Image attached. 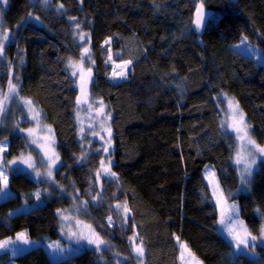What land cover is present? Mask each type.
Here are the masks:
<instances>
[{
    "label": "trees",
    "instance_id": "1",
    "mask_svg": "<svg viewBox=\"0 0 264 264\" xmlns=\"http://www.w3.org/2000/svg\"><path fill=\"white\" fill-rule=\"evenodd\" d=\"M201 3L214 15L206 32L198 35L194 16ZM3 20L14 35L6 47L13 66L10 70L0 62V82L6 86L11 74L22 95L41 109L55 130L62 168L58 186L48 188L52 196L46 203L17 216L11 214L25 201L34 203V192L45 186L25 173L11 177L14 195L0 203V241L23 231L31 239L59 240L58 211L70 206V195L79 189L74 177L83 166L76 123L79 85L68 70L70 60H81L79 27L90 40L94 77L88 88L112 114L119 164L117 182L105 188L96 204L82 190L89 203L87 217L98 235L121 257V264H138L133 236L137 244L143 242V264H178L179 239L204 264H264V248H257L258 259L235 256L221 236L203 176L207 165L215 167L226 195L238 202L242 219L259 235L264 161L242 182L235 164L238 141L223 129L218 97L224 94L238 104L253 139L264 147V65L228 45L246 24L250 43L264 58V0H51L49 5L9 0ZM222 23L228 31L218 28ZM114 63L128 65L126 79H111ZM25 148V139L14 135L10 155ZM94 161L95 154L85 162ZM121 201L131 213L127 229L109 222ZM11 262L114 264V259L91 249L55 263L40 248L16 258L0 255V264Z\"/></svg>",
    "mask_w": 264,
    "mask_h": 264
},
{
    "label": "rangeland",
    "instance_id": "2",
    "mask_svg": "<svg viewBox=\"0 0 264 264\" xmlns=\"http://www.w3.org/2000/svg\"><path fill=\"white\" fill-rule=\"evenodd\" d=\"M8 1L9 0H7V4H3L2 2H0V29H2L4 34H7V36L9 37L8 41H6L4 44V55L3 57H0V62L5 61L7 65L9 64V69L12 70L13 61L11 62L7 58L6 47L13 42L14 35L12 34V32L6 29L3 20V13L6 11ZM40 1L43 5H49L51 0H46V2L45 0ZM218 28L228 31L225 23H222ZM75 32L77 41L83 48L82 54L84 53L85 49H88V55L90 56L91 50L88 34L79 27L75 29ZM81 36L86 37V39H80ZM251 37L252 35L249 28L246 24H243L237 36L230 40L228 42V45L238 53L264 65V58L261 51L250 43ZM71 62L80 64L81 60L72 59L68 63V70L72 77L75 79L76 83H78V81L81 80L80 72L77 69V74H72L74 69L70 66ZM91 62V56L90 60L88 58H85V60L83 61L82 66L84 69L85 78L87 77L88 70H91ZM127 70V64L114 63L115 73L111 76V79L117 81L126 79ZM8 78L9 84L7 82L6 86H4L2 82H0V93H3L5 96L9 97L4 110L0 112V146L4 148V151L0 152V158H2L0 159V163H3V161L12 160H16L17 163L8 164L3 169L4 175L8 177V183L7 187L5 188L3 183L0 182V203L8 200L14 195L11 190L10 182L11 177L17 173H25L28 176L32 177V179H34L36 182L43 183V185L45 186V188H39L34 192V203L25 201L23 207L19 209L18 212H14L11 214L12 216H17L20 213H26L40 208L46 203V198L52 196V193L51 191H48V188L51 186H58L57 184L59 183V181L57 179V175L62 168V159L56 147L57 142L54 128L44 121L41 109L31 99L22 95L18 79L14 80L11 74H9ZM10 83L15 86L17 90L16 93L9 92ZM85 93L86 99L89 101V104H80L76 112L78 135L83 147V154L81 158V163L83 164V166L78 172L75 173L74 176L77 183L79 184V189L75 190V192L70 195V206L58 211L60 218V239H31L28 235V232L23 231L21 233H25L27 239L31 243L25 244L23 243V241L18 240L17 234L15 237L0 241V243L9 240L13 241V243L8 245L6 248L0 249V255L4 253H10L13 257L16 258L32 250L42 248L49 254L53 262L58 263L81 254L86 250L95 249L99 254H102L103 256L105 253H110V256H112L114 259V264H121V257L113 253L112 246L106 243L98 235L93 224L89 221L87 217V213L89 210L88 199L85 197V195L82 194V190H87L85 192L86 196H88V198L90 197L91 202L96 204L104 195L105 188H108V186L117 182L119 172L118 156L114 145L113 130L111 125L112 114L109 108L102 101L93 99L90 94L89 88L86 89ZM25 101H31V106L25 103ZM229 101H231L233 105H238L232 98H229L224 94L218 97V104L222 113L223 129L232 134L238 141L239 146L235 158V164L239 169L241 177L242 171L246 165L243 162L237 164V159L241 158L243 161H247L248 163H250L253 158H255L256 160V163L250 169V175H245L243 177V180H247L257 171L260 163L264 161V157L256 155L253 151V146L248 144V138L255 142L251 134L250 126L239 106V110L243 113V124L239 123V117H236L234 121L233 117L230 114L231 109L229 107ZM234 123L235 127H239L242 129L241 133L238 134L235 131L233 127ZM30 129L32 130L31 134L29 132ZM109 129L111 132L110 136ZM244 131L247 132V136L242 139L241 137L243 136ZM14 135L20 136L26 141V148L18 155H10L11 139ZM33 140H36L37 143H32ZM255 145L258 144L255 142ZM106 148L108 149V151H105ZM45 151H47L49 155L54 152L59 157L58 161L52 169L51 177H48L46 174L48 157L45 156ZM21 154H23L25 158L29 156L32 158V161L37 166L35 171L28 168L27 165L19 162ZM93 154H95L96 161L85 162L87 157H89L90 155L92 156ZM36 171L40 172L39 177L36 176ZM203 176L206 184L211 191L212 200L217 209L219 217V233L230 244L235 253V256H247L252 259H258L259 253L256 251L257 248H264V241L260 239V234L254 235L249 230L247 223L241 217L240 205L238 204V202L231 200L226 195L219 181L215 167L213 165H207L204 169ZM91 184H93L97 190L95 192L97 193L96 195H92V192L90 191V189L92 188ZM37 193H39L38 198L36 195ZM125 204L127 205L125 201L115 203V218H111V225L117 224L118 227L124 229H127L129 227V218L131 216L130 211L127 213V215H125L123 209L117 207V205ZM233 204H235L238 208V217L239 220L243 223V227L247 228L248 232H250L252 236L257 237L256 241L254 242V246L252 244H249L248 249H244L243 245L240 249H237L235 247V242L228 235L227 229L220 223L222 213L225 223H228V218L233 214V210L231 208ZM232 223L235 226V230L237 232H243V228H241L239 224H236L234 220L232 221ZM87 226H90V228ZM73 233H76L77 235L82 234L84 236L95 233L105 243L101 244L100 247L97 248L95 244H88L87 241L83 239L78 241L75 236H73ZM56 243L60 245V250H55L52 247V245ZM182 245H186L187 247L182 248ZM131 246L133 257L136 259L138 264H143V257H137L136 253L133 250L134 245L132 240ZM178 246V264H204L191 251L188 245L180 239L178 241ZM182 252L183 258H181ZM104 260L108 259L104 258ZM10 264L18 263L11 262Z\"/></svg>",
    "mask_w": 264,
    "mask_h": 264
},
{
    "label": "snow or ice",
    "instance_id": "3",
    "mask_svg": "<svg viewBox=\"0 0 264 264\" xmlns=\"http://www.w3.org/2000/svg\"><path fill=\"white\" fill-rule=\"evenodd\" d=\"M0 2H2L3 4H7V0H0ZM45 2H46V0H45ZM61 7H63V6L61 5ZM203 8H204V5H203V3H201L199 8L196 10L195 23H196L197 28L203 27V25H204ZM8 39H9V37L7 36V34H4L3 30L0 29V57H3V55H4V44H5L6 41H8ZM80 39L84 40V39H86V37L81 36ZM85 58H88L90 60V56L88 55V49H85L84 53L81 55V63L80 64H76L74 62L70 63V66L74 69L72 74L76 75L77 74L76 70L78 69L79 72H80V79L81 80H84V78H85L84 77V69H83V66H82L83 61L85 60ZM87 75L88 76L91 75V70L90 69L88 70ZM16 91L17 90H16L15 86L10 83L9 92L10 93H16ZM8 99H9L8 96H5L3 93H0V112H2L4 110V107L6 106ZM25 103H27L29 106H31V104H32L31 101H25ZM228 103H229V107L231 109V113L230 114L233 117L234 121H235L236 117H239V123L243 124V119H244L243 118V113L239 110L238 105H233L231 101H229ZM233 127H234L235 131L238 134L241 133L242 129L239 128V127H235V123L233 124ZM31 131L32 130L30 129L29 130L30 134H31ZM110 135H111V132H110V129H109V136ZM246 136H247V132L244 131L243 132V136L241 138L243 139ZM247 142H248L249 145L253 146V151L255 152L256 155H260V156L264 157V147H260L258 145H255V142L252 141L250 138H248ZM32 143L35 144V143H37V141L33 140ZM3 151H4V148L2 146H0V152H3ZM105 151H108V149L106 148ZM45 156L48 157V160H47V173L46 174H47L48 177H51L52 176V169L55 166L56 162L58 161L59 157L54 152H52V154L49 155L47 151H45ZM0 159H2V158H0ZM19 162L22 163V164L27 165L28 168L33 169L34 171L36 170L37 166L32 161V158L30 156L25 158L23 156V154H21ZM242 162L246 165L245 168L242 171V182H244L243 177L245 175H250V169L256 163V160H255V158H253L251 160V162L248 163L247 161H243L241 158H238L237 161H236L237 164H240ZM16 163H17L16 160L3 161V163H0V182L3 183L5 188L7 187L8 177L6 175H4L3 169L8 164H16ZM98 175H99V173H98ZM112 175H114V174H112ZM36 176L39 177L40 176V172L36 171ZM36 195H37V198H38L39 197V193H37ZM218 203H219V200H218ZM117 207L118 208H122L124 213H125V215H127V213L130 211L126 204L125 205H117ZM231 208L233 210V214H232V216H230L228 218V223L227 224L225 223V220L223 218V213H222V218L220 220V223L222 225H224L225 228L227 229L228 235L235 242V247L237 249H240L242 245H243L244 249H248L249 244H252L254 246V242L256 241L257 237L256 236H252L251 233L248 232L247 228L243 227V223L239 220V217H238V208H237V206L235 204H233L231 206ZM233 220L235 221L236 224H239L241 226V228H243V232L242 233L237 232L235 230V226L232 223ZM109 222H111V217H109ZM87 227L90 228V226H87ZM73 236H75V238L78 241L83 239V240L87 241L88 244H95L97 246V248H99L101 244L105 243L95 233H92V234L87 235V236H84L82 234L81 235H77L76 233H73ZM17 239L23 241V243H25V244L31 243L27 239L25 233L18 234ZM136 239H137L136 236H133L131 238V240L133 242V245H134L133 250L136 253L137 257L142 258L144 256L143 242L140 241L139 244H137L136 243ZM260 239L262 241H264V226H262L261 229H260ZM12 243H13V241H11V240L4 241V242L0 243V249L6 248L8 245H10ZM52 247L55 250H60V245L58 243L52 245ZM186 247H187L186 245H182V248H186ZM181 258H183V252L181 253Z\"/></svg>",
    "mask_w": 264,
    "mask_h": 264
},
{
    "label": "water",
    "instance_id": "4",
    "mask_svg": "<svg viewBox=\"0 0 264 264\" xmlns=\"http://www.w3.org/2000/svg\"><path fill=\"white\" fill-rule=\"evenodd\" d=\"M203 12H204V25L203 27L197 28L195 20H196V13L194 16V31L196 34L198 35H202L206 32L208 23L210 22L211 18L214 15V11L213 10H209L206 8H203ZM93 73L91 72V75L88 76L84 79V80H79L78 81V85H79V95H78V101L79 104L81 105H88L89 101L86 99V89L92 84L93 82Z\"/></svg>",
    "mask_w": 264,
    "mask_h": 264
}]
</instances>
